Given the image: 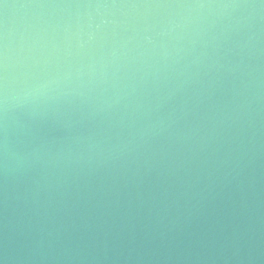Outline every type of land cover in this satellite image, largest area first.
Wrapping results in <instances>:
<instances>
[{
  "label": "water",
  "instance_id": "95a60500",
  "mask_svg": "<svg viewBox=\"0 0 264 264\" xmlns=\"http://www.w3.org/2000/svg\"><path fill=\"white\" fill-rule=\"evenodd\" d=\"M0 264H264V0H0Z\"/></svg>",
  "mask_w": 264,
  "mask_h": 264
}]
</instances>
